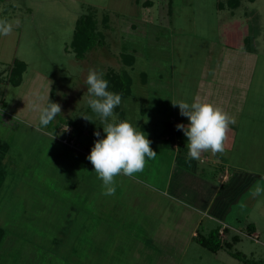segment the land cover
I'll return each instance as SVG.
<instances>
[{
  "label": "rangeland",
  "instance_id": "1",
  "mask_svg": "<svg viewBox=\"0 0 264 264\" xmlns=\"http://www.w3.org/2000/svg\"><path fill=\"white\" fill-rule=\"evenodd\" d=\"M227 3L0 0V19L21 22L11 35L0 36V140L8 145L7 152L0 150L6 172L0 264H244L230 251L261 264L264 194L254 197L252 190L257 183L264 187V0H242L238 8ZM84 15L95 20L102 39L80 60L69 47ZM230 43L242 47L232 49ZM130 56L131 67L124 63ZM19 61L26 66L14 86L10 76ZM89 69L104 75L125 71L130 94L109 122L127 120L157 154L146 156L143 171L133 177H114L113 196L103 195L87 160L96 140L106 138L100 117L87 104ZM196 97L235 120L232 154L225 151L221 160L259 179L230 205L223 221L230 234L220 230L224 241L233 235L240 240L217 253L193 238L206 236L218 221L185 210L171 193H159L177 152L182 154L176 143L162 145L159 134L166 122L189 124L171 101L192 103ZM49 99L62 111L42 127L32 105L46 106ZM67 123L80 127L76 138L64 132H70ZM199 168L206 171L203 179L219 185L215 166L206 162ZM251 223L262 231L257 242L245 235ZM77 231L83 237L74 238Z\"/></svg>",
  "mask_w": 264,
  "mask_h": 264
},
{
  "label": "clouds",
  "instance_id": "2",
  "mask_svg": "<svg viewBox=\"0 0 264 264\" xmlns=\"http://www.w3.org/2000/svg\"><path fill=\"white\" fill-rule=\"evenodd\" d=\"M20 23L19 19L11 22L7 18L0 19V36L11 35L14 27H19ZM85 83L88 86L87 104L100 117L106 134V138L96 140L87 160L94 166V172L102 181L103 195L113 196L116 193L114 177L121 174L133 177L135 173L143 171L146 156L151 159L157 154L150 147L151 141L144 132L136 131L127 120L109 122V117H114V109L121 104L122 95L108 90L109 82L104 79L102 71L89 69ZM42 99L43 97H38V100ZM171 102L173 107H179L180 115L189 121L187 126L176 125L177 130H182L187 138L188 160L199 161L202 154L209 150L213 155L224 152L226 133L229 125L235 123L234 118L213 104L200 102L199 97L192 103L182 100ZM32 107L39 111L42 127H47L62 111L61 105L50 99L46 106L33 103ZM100 135L99 131L95 132L96 137ZM261 194H264V187L257 183L252 195L256 197Z\"/></svg>",
  "mask_w": 264,
  "mask_h": 264
},
{
  "label": "crops",
  "instance_id": "3",
  "mask_svg": "<svg viewBox=\"0 0 264 264\" xmlns=\"http://www.w3.org/2000/svg\"><path fill=\"white\" fill-rule=\"evenodd\" d=\"M240 47L242 46L237 47L234 45V47L229 48L237 49ZM242 49L245 50L244 48ZM231 126L232 125L230 124L225 139V142L226 140L229 141L226 143L224 142V152L226 151L228 156H231L234 148V131ZM224 152L222 154L217 153L216 155H213L210 150L205 151L201 156L202 162H198L197 160H188L187 153L180 154L177 152L175 165H173L172 172L168 176L164 189H159L160 192L158 190L156 191L167 197L171 193L173 198L177 197L175 198L176 201H174L179 206H183L185 210L188 209L191 212L192 209H196L214 219L213 221H218L217 227H219L220 230H225L226 235H228L230 234V228L223 221L231 209L230 205L232 202L236 201L239 193L242 194L248 187L251 186L252 183L257 182L259 179L255 180L257 176L254 175L255 173L252 171L247 172L242 170L239 165H231L226 161H222L221 159H223ZM206 162L215 166V170L212 172L218 173L219 185L212 184L208 179H203L204 176L202 175L207 174H204V169H198V166L200 163L205 164ZM258 178L261 179V177ZM73 209L74 207L72 206V210L70 211H74ZM70 215L71 214H69V217ZM251 224V233L249 234L247 232L246 225L244 230L245 235L257 242V239L262 231H258L254 223ZM194 234L195 233L192 235ZM70 236L71 234L69 237ZM73 237L78 239L79 237H83V234H80L79 231H77ZM259 261L261 264H264V259H260Z\"/></svg>",
  "mask_w": 264,
  "mask_h": 264
},
{
  "label": "trees",
  "instance_id": "4",
  "mask_svg": "<svg viewBox=\"0 0 264 264\" xmlns=\"http://www.w3.org/2000/svg\"><path fill=\"white\" fill-rule=\"evenodd\" d=\"M230 8H238L239 4L242 0H227ZM249 2H253L254 0H248ZM102 39L101 33L96 28L95 20L92 19L90 15L81 16L75 24L73 37L70 42V52H72L77 59H83L88 52H90L97 44H100ZM228 46L234 47L233 43H230ZM125 59V58H124ZM123 59V61H124ZM124 63L131 67L134 64V57L130 56L128 59H125ZM25 64L20 62L17 63V68L14 72H12L10 76V82L17 86L20 84L22 79V74L25 71ZM104 79L109 82V91H113L122 95V97H126L130 94V85L131 79L125 73V71L114 72L113 70L108 71L104 75ZM123 80H126L124 82ZM129 85V86H128ZM125 86V87H124ZM51 101V99H50ZM52 102V101H51ZM49 103V101H48ZM47 103V104H48ZM46 104V105H47ZM71 127V132L69 137L71 139L76 138L81 132L80 127L76 124L71 125L67 123ZM160 137L162 138V145L169 146L168 143L174 144L176 143L178 151L182 150V153H187L186 144L187 138L184 135L183 131H178L176 125H172L169 122H166L164 129L160 132ZM0 150L2 152L8 151V145L0 140ZM0 153V188L4 182L6 172L2 166L3 154ZM252 224H248L246 227L247 232L251 233ZM225 231V230H224ZM4 231L0 228V243L3 238ZM198 244L202 247L210 250L213 253H217L219 250L226 248L228 250L232 249V245L239 241L237 236H232L231 241H224L220 236V228L217 227L213 230H210L206 236H203L199 233L193 238ZM232 257L237 260L243 262L244 264H255V262L247 259L242 253L232 252L230 251Z\"/></svg>",
  "mask_w": 264,
  "mask_h": 264
},
{
  "label": "built area",
  "instance_id": "5",
  "mask_svg": "<svg viewBox=\"0 0 264 264\" xmlns=\"http://www.w3.org/2000/svg\"><path fill=\"white\" fill-rule=\"evenodd\" d=\"M66 127H67V126H66ZM64 130H65V131H64ZM64 130H63L64 132H67V133H66V135H67V136H69V134H70V132H71V127H70V132H69V131H67V129H64ZM62 142H64L63 144H66V145H67V143H68L69 141H68V140H66V139H63V141H62Z\"/></svg>",
  "mask_w": 264,
  "mask_h": 264
}]
</instances>
